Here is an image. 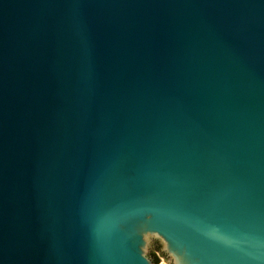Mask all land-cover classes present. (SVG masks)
Wrapping results in <instances>:
<instances>
[{
	"label": "water",
	"instance_id": "water-1",
	"mask_svg": "<svg viewBox=\"0 0 264 264\" xmlns=\"http://www.w3.org/2000/svg\"><path fill=\"white\" fill-rule=\"evenodd\" d=\"M152 240L264 264V0H0V264Z\"/></svg>",
	"mask_w": 264,
	"mask_h": 264
},
{
	"label": "rangeland",
	"instance_id": "rangeland-1",
	"mask_svg": "<svg viewBox=\"0 0 264 264\" xmlns=\"http://www.w3.org/2000/svg\"><path fill=\"white\" fill-rule=\"evenodd\" d=\"M156 247H159V250L157 251ZM162 247L159 246L154 240H152V256H156L159 260L160 264H171L170 258L165 254L164 256L162 253ZM164 253V252H163Z\"/></svg>",
	"mask_w": 264,
	"mask_h": 264
},
{
	"label": "trees",
	"instance_id": "trees-1",
	"mask_svg": "<svg viewBox=\"0 0 264 264\" xmlns=\"http://www.w3.org/2000/svg\"><path fill=\"white\" fill-rule=\"evenodd\" d=\"M157 249V251L159 250V247H156ZM163 256L165 255V253H161ZM152 262H153V264H159V260H158V258L156 257V256H152Z\"/></svg>",
	"mask_w": 264,
	"mask_h": 264
}]
</instances>
